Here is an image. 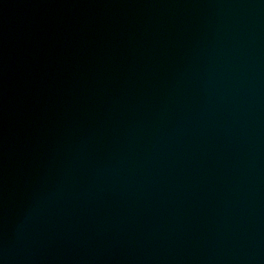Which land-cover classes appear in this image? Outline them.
Masks as SVG:
<instances>
[{
  "label": "water",
  "instance_id": "obj_1",
  "mask_svg": "<svg viewBox=\"0 0 264 264\" xmlns=\"http://www.w3.org/2000/svg\"><path fill=\"white\" fill-rule=\"evenodd\" d=\"M0 264H264V0H0Z\"/></svg>",
  "mask_w": 264,
  "mask_h": 264
}]
</instances>
